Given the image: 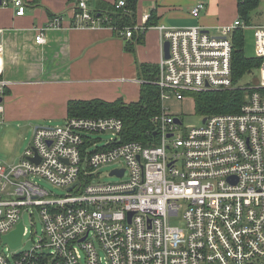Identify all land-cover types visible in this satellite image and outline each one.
Segmentation results:
<instances>
[{
	"label": "built area",
	"instance_id": "1",
	"mask_svg": "<svg viewBox=\"0 0 264 264\" xmlns=\"http://www.w3.org/2000/svg\"><path fill=\"white\" fill-rule=\"evenodd\" d=\"M11 2L23 16L24 1ZM125 7V0L115 4L117 10ZM205 8L198 3L191 15L197 19ZM74 9L77 27L111 28L126 39L149 28V14L141 24L119 28L86 0H75ZM63 22L56 16L37 29L35 42L44 45L46 31L63 29ZM252 28L260 79L240 111L183 127L165 103L237 88L234 36ZM157 29L170 44V57L163 52L154 82L162 102L154 136L148 144L123 142L118 117H75L62 127H36L20 163L0 164V264H264V25L238 17L217 32L199 25ZM7 84L0 81L2 99ZM4 110L0 102V114ZM95 134L111 138L98 148L102 141L93 140ZM116 161L125 164L110 173L118 182H93L101 166ZM117 171L123 176L113 175ZM34 179L68 194L54 198ZM35 212L44 225L39 242H24V224L21 247L3 246L2 237L24 223L22 215L32 218ZM29 242L31 248L19 253Z\"/></svg>",
	"mask_w": 264,
	"mask_h": 264
},
{
	"label": "crops",
	"instance_id": "2",
	"mask_svg": "<svg viewBox=\"0 0 264 264\" xmlns=\"http://www.w3.org/2000/svg\"><path fill=\"white\" fill-rule=\"evenodd\" d=\"M23 1L25 14L17 16L11 0H0V81L8 83L2 100L7 105H3L0 124L66 122L68 103L73 100L122 99L127 104L135 103L144 83L138 66H158L164 52L159 25H199L217 32L240 17L238 0H139L136 22L143 23L144 15L154 12L156 25L126 39L111 28L77 27L73 18L75 0ZM86 1L94 12L116 3ZM198 3H204L206 8L196 19L191 10ZM56 16H63L64 28L46 31L47 42L38 45L37 29Z\"/></svg>",
	"mask_w": 264,
	"mask_h": 264
},
{
	"label": "trees",
	"instance_id": "3",
	"mask_svg": "<svg viewBox=\"0 0 264 264\" xmlns=\"http://www.w3.org/2000/svg\"><path fill=\"white\" fill-rule=\"evenodd\" d=\"M120 0H116L118 2ZM125 10H117L114 5L103 6L96 14H107L112 18L113 25L125 28L135 25L139 0H125ZM262 0H238L240 18L250 24L252 13L258 9ZM156 25L154 12L147 23ZM261 65L258 58L246 57L244 50V34L242 30L235 33L233 44V79L240 81L248 73L257 70ZM1 71V65H0ZM139 77L144 81L141 87V96L135 103H125L122 99L107 102L100 99L88 101L73 100L68 103V117H118L124 122L121 133L123 142L140 141L148 144V138L154 136L155 117L161 113L162 102L159 88L154 84L158 75V66L140 64ZM1 79V76H0ZM247 91L235 88L234 90L196 93V111L202 117L219 114L238 113L245 101Z\"/></svg>",
	"mask_w": 264,
	"mask_h": 264
},
{
	"label": "rangeland",
	"instance_id": "4",
	"mask_svg": "<svg viewBox=\"0 0 264 264\" xmlns=\"http://www.w3.org/2000/svg\"><path fill=\"white\" fill-rule=\"evenodd\" d=\"M251 26L264 25V0H262L258 9L252 13V18L250 21ZM255 30L246 29L243 31L244 34V50L246 57L255 58ZM260 79L259 71L253 70L243 77L240 81L235 83L237 89H242L249 91V89L255 85L256 80ZM5 97V96H4ZM6 98V97H5ZM194 95L187 96L184 101H171L165 103V108L170 111L174 116L179 117L182 120L183 127H200L204 117L199 115L196 111ZM3 105H7L5 100ZM65 124V120H44L36 121L32 124L23 125L19 121H14L13 123L0 124V163L7 168H12L20 163L26 150L32 145L35 127H62ZM111 138L110 134H95L92 136L93 140H101L102 142L98 144V148H102L106 145L107 140ZM96 148H91L90 151H94ZM125 164L122 161H116L113 163H108L100 167L98 170L99 177L94 178L93 182H105V183H116L119 180L116 177H111L110 173L114 169H123ZM34 182L46 189L52 197L63 198L68 194V190L56 186H51L41 180L34 179ZM22 220L27 227L29 233L24 237V242L29 239L34 238L36 242H39V238L44 235V225L40 215L35 212L31 218L28 213L22 215ZM35 230L37 235L34 234Z\"/></svg>",
	"mask_w": 264,
	"mask_h": 264
},
{
	"label": "water",
	"instance_id": "5",
	"mask_svg": "<svg viewBox=\"0 0 264 264\" xmlns=\"http://www.w3.org/2000/svg\"><path fill=\"white\" fill-rule=\"evenodd\" d=\"M0 44H1V39H0ZM169 51H170V44L168 41H166V42H164V54H165L166 58L170 57ZM2 100L3 99L0 98V102H2ZM179 122H180V120L177 119V123H179ZM203 122L204 123L206 122V118L203 120ZM33 161L39 162V161H37V159H33ZM116 173L120 174L119 176L122 177L124 174V171L114 172L113 175ZM23 234H24V223L21 221L12 232H10L9 234L4 235L2 237V241H3L2 245L3 246L8 245L12 250H17L22 245ZM31 246H32V243L29 242L27 244V246L24 249H22L19 253L24 252L25 250L26 251L29 250L31 248Z\"/></svg>",
	"mask_w": 264,
	"mask_h": 264
}]
</instances>
